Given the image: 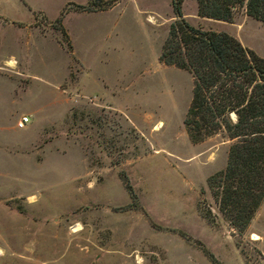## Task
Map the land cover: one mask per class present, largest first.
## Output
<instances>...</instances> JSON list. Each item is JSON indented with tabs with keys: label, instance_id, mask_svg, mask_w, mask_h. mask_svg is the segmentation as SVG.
<instances>
[{
	"label": "rangeland",
	"instance_id": "374dc122",
	"mask_svg": "<svg viewBox=\"0 0 264 264\" xmlns=\"http://www.w3.org/2000/svg\"><path fill=\"white\" fill-rule=\"evenodd\" d=\"M181 14L264 58L242 10ZM172 17L170 0H0V264H264V198L247 228L228 225L206 179L229 141L183 129L192 78L158 60Z\"/></svg>",
	"mask_w": 264,
	"mask_h": 264
},
{
	"label": "trees",
	"instance_id": "16d2710c",
	"mask_svg": "<svg viewBox=\"0 0 264 264\" xmlns=\"http://www.w3.org/2000/svg\"><path fill=\"white\" fill-rule=\"evenodd\" d=\"M184 1L170 0L173 20L158 60L192 78L182 119L190 142L198 143L217 133L229 141L225 166L206 179V187L221 218L242 231L264 198V58L226 33L189 25L181 14ZM191 1L201 19L231 23L233 15L242 10L264 29V0ZM206 216L213 223L215 216L210 210Z\"/></svg>",
	"mask_w": 264,
	"mask_h": 264
},
{
	"label": "crops",
	"instance_id": "0c3cea01",
	"mask_svg": "<svg viewBox=\"0 0 264 264\" xmlns=\"http://www.w3.org/2000/svg\"><path fill=\"white\" fill-rule=\"evenodd\" d=\"M13 30H15L19 34V36H21L23 43H25L26 46L29 42H37L36 44L40 43L42 45L44 44V42H47V39H45L44 36L39 33L38 31L39 29H13ZM65 30L70 37L69 30L68 29H65ZM73 54H74L75 59L78 60L80 64L85 66L82 57H80L76 52H74V49H73Z\"/></svg>",
	"mask_w": 264,
	"mask_h": 264
},
{
	"label": "bare ground",
	"instance_id": "6f19581e",
	"mask_svg": "<svg viewBox=\"0 0 264 264\" xmlns=\"http://www.w3.org/2000/svg\"><path fill=\"white\" fill-rule=\"evenodd\" d=\"M147 21H148L149 23H151L152 25L155 24L154 19L151 18V17H149V18L147 19ZM7 63L10 64V65H13V64H14V62H12V61H9V62H7ZM160 126H161V124L159 123V124L155 127L154 130H158V129L160 128ZM79 230H80V228L77 226V228L74 229L73 232H77V231H79ZM2 254H3V253H2V251L0 250V256H1Z\"/></svg>",
	"mask_w": 264,
	"mask_h": 264
},
{
	"label": "built area",
	"instance_id": "2783aa9c",
	"mask_svg": "<svg viewBox=\"0 0 264 264\" xmlns=\"http://www.w3.org/2000/svg\"><path fill=\"white\" fill-rule=\"evenodd\" d=\"M28 122V118L23 116L16 122V128L22 129L24 128V124Z\"/></svg>",
	"mask_w": 264,
	"mask_h": 264
}]
</instances>
